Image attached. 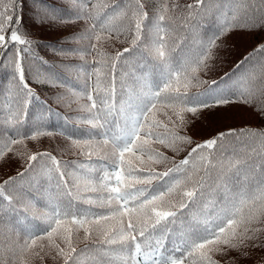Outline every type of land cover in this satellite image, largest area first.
<instances>
[{"label":"trees","instance_id":"obj_1","mask_svg":"<svg viewBox=\"0 0 264 264\" xmlns=\"http://www.w3.org/2000/svg\"><path fill=\"white\" fill-rule=\"evenodd\" d=\"M22 2L24 8L20 32L32 41L30 52L23 53L22 65L25 81L35 95L29 101L26 93L20 92L22 85L13 79L11 57L16 47L23 48L24 45L10 46L8 52L0 55V145L6 144L8 138L23 137V140L11 145L10 151L0 148V185L13 178L4 185V195L0 196V264H64L63 258L57 255L47 237L37 239L23 256L19 252L25 233L19 228L18 222L33 226L39 234V230L46 226L44 213L50 211L52 204H63L66 200L63 185L58 188L51 174L53 162L47 157H39L29 167V157L47 152L61 162H75L67 167L69 174L65 180L72 188L77 206L87 207L85 201L89 198L96 200L106 197V193L93 191L71 173H75L76 177L96 179L110 162L101 161L94 155L89 157L87 148L81 150L75 147L70 139L60 133L87 137L92 127L82 119L90 118V114L82 108V105L91 103L87 99V92H91L94 99H108L111 103V89L114 86L119 109L121 100L135 98L144 90L145 74L156 80L159 61L151 49L157 17L161 14L166 19L159 22L164 29L159 35L163 50L173 64L182 63L201 52L225 21L232 20L233 15L237 24H260L259 27H232L220 35L210 50L211 58L206 60V66L196 72L199 80L206 83L188 89L189 93L203 92L216 81L220 87H230L241 96L242 101L248 102L199 109L195 114L184 112L182 123L171 108L158 105V110H155V119L161 122L156 131L164 134L168 129H173L175 122L179 127L174 130L180 136L190 138V142H177L175 150L167 147L166 143L152 145L153 142L160 143V140L151 138L150 147L168 158L164 162L151 164L157 172H164L174 164H179L188 157L192 148L213 135L218 136L229 130H236L237 133L241 129L246 130L243 136H227L221 146L201 151L190 158L185 170L172 174L173 181H181L173 192L166 195V199L176 205L171 210L177 212V241L181 236L190 234L196 226H212L229 203V198H238L240 192H245L249 200L237 206L235 219L251 213L254 210L253 201L257 209L264 203L257 199L262 195L260 189L264 187L261 185L264 143L261 137L248 134L251 131L264 132V52H255L258 46L264 45V14L255 10L261 7L258 0L255 4L250 0H203L202 3H198V0H141L147 17L142 20L140 39L135 44L132 43L135 35V19L132 16L135 0H85L92 19L74 21H64L60 17L71 16L80 10L81 0H36L35 4L33 0ZM117 4L119 8H116ZM121 12L123 14H119ZM190 12L195 19L189 17ZM53 15L57 18L52 19ZM92 23L97 24L100 37L99 40L91 41L96 45L95 49L83 55L61 51L84 49L90 42L81 38L80 34ZM124 49L130 51L124 53L117 63L113 84L110 70L112 58ZM246 57L249 59L246 60ZM97 60L104 63L97 65ZM97 66L101 68L99 87L96 75H88ZM51 77H55L57 82H49ZM26 102L27 107L24 108ZM10 106H19L20 118L23 120L15 128L5 122L10 114ZM223 121L227 125L214 127V124ZM38 126L48 131L56 130V134L29 135ZM202 126H205L206 132L199 130ZM164 138L162 135L161 139ZM137 155L148 156L149 153ZM201 155L211 161V168L199 165ZM89 160L91 164H87ZM133 160L139 168L149 165L141 164L134 157ZM236 160L245 163L236 165ZM81 164H85V170L80 169ZM62 170H65L63 166ZM237 170L238 175H235ZM205 172L208 176L201 186L199 181ZM225 176L230 179L226 181ZM168 179L164 178L165 181ZM157 183L162 184L164 181H152L153 185ZM188 191H194L191 199L184 195ZM5 197H11V200ZM181 201L185 204L184 208L178 206ZM251 227L260 229L257 239L247 242L248 247L239 250L226 249L223 253H210L216 264H264V216ZM54 240L61 247H66L62 240ZM73 241L80 256V264H125V253L119 246L101 244L100 237L95 233L86 237L81 228L74 233ZM174 242L171 233L168 234L164 240L165 248L173 251ZM253 244L258 246L254 247ZM174 255L183 264H204L198 252L187 248H181Z\"/></svg>","mask_w":264,"mask_h":264},{"label":"snow or ice","instance_id":"obj_2","mask_svg":"<svg viewBox=\"0 0 264 264\" xmlns=\"http://www.w3.org/2000/svg\"><path fill=\"white\" fill-rule=\"evenodd\" d=\"M202 2L203 0H198V3ZM250 2L255 4L257 0H250ZM33 3L35 4L36 0H33ZM258 3L261 7L255 10L264 14V0H258ZM23 8L22 0H0V55L8 52L10 46L24 45L23 48H15V54L11 57V61L14 66L13 79L19 81V84L22 85L20 92L26 93L30 101V98L35 94L25 81L22 60L23 53L30 52L32 41L20 32ZM116 8H119V4L116 5ZM164 11H167V6ZM198 15L199 13L196 14V16ZM132 16L135 19V35L132 43L135 44L140 39L142 20L147 17V13L143 12L141 0H135ZM189 17L195 19L191 12ZM51 18L56 19L57 16L53 15ZM60 19L74 21L77 19L88 20L92 17L87 10L85 0H81L80 10L71 16L60 17ZM165 19V15L162 14L157 17L158 23L155 25V39L151 49L153 56L159 61L156 80L145 74L143 77L144 90L135 98L121 100L119 109H117L115 100L114 86L111 89V103L108 99H94L92 93L87 92V99L91 103L82 105V108L90 114V118L82 119L92 126L87 137H73L67 132L60 133L70 139L75 147L81 148V150L87 148L89 157L94 155L101 161L110 162L105 165L96 179H89L87 176L76 177L75 173H71L75 179L83 180L93 191L106 193V197L102 196L96 200L89 198L85 201L87 207L77 206L72 188L65 180V176L69 174L66 171L67 167L74 165L75 162H61L47 152L33 154L29 157V167H31V162L39 157H47L53 162L54 168L50 170L51 174L56 179L58 188L63 185L66 200L63 204H52L50 211L44 213L46 226L43 230H39V234L33 226L18 222L19 228L25 233L23 243L19 245L21 256L32 248L37 239L47 237L57 255L63 258L64 264H80V256L74 246L73 235L81 228L84 229L86 237L92 233L97 234L101 244L118 245L125 253L123 258L125 264H183V261L176 259L174 255L181 248L198 252L204 264H216L210 253H223L226 249L239 250L242 247H248L247 242L257 239L260 229L251 227V225L264 216V203H261L257 209L253 201L254 210L240 219H235L238 211L237 206L245 204L249 200L245 192H240L238 198H229V203L226 204L222 214L212 226L207 224L203 228L196 226L190 234L178 239L173 251H168L165 248L164 240L170 234V226L175 224L177 218V212L171 210L176 205L166 199V195L173 192L181 183L180 180L173 181L172 174H178L185 170L190 163V158L198 155L201 151L215 149L218 140H223L225 136H243L246 130L241 129L239 133L236 130L219 133L218 137L197 144L192 148L188 157H185L179 164H174L164 172H157L151 167V164L164 162L168 158L150 147L151 138L156 137L160 143H166L167 147L174 150L177 142H190V138L180 136L174 130L179 127L175 122H173V129H168L164 134L156 131L155 129L160 126L161 122L155 119V110H158V105L171 108L182 123V113L184 112L195 114L199 109L213 108L234 102H248L242 101L241 96L230 87H220L216 81H213L203 92L189 93L188 89L206 83V81L199 80L196 72L202 66H206V60L211 58L210 50L215 46V41L220 35L232 27L260 26L255 22L237 24L236 17L233 15L232 20L225 21L219 32L207 42V47L203 48L201 52L182 63L173 64L168 60L163 50L164 45L161 43L162 38L159 35L164 30L160 27L159 22L165 21ZM100 27L103 28L104 25H100ZM80 37L90 42L84 49H62L61 51L79 52L83 55L95 49L96 45L91 41L100 39L97 34V24H90L80 34ZM129 51L130 49H124L123 52H117L112 58L110 70L113 73V84L115 83L114 74L117 63L124 53ZM255 52H264V45L258 46ZM245 59L247 60L249 57ZM103 63L104 61L101 60L96 61L97 65ZM93 73L97 77V87H99L101 68L95 67L88 75L91 76ZM49 82L57 81L55 77H51ZM23 107H27V102ZM8 111L10 114L6 118V124L15 128L23 123L19 114V106L16 108L10 106ZM165 127L167 128L166 125ZM45 133L54 135L56 130L48 131L38 126L29 135L35 137ZM248 134L252 137H261L262 143H264V132L251 131ZM162 135L165 136L164 139H161ZM22 140L23 137L8 138L7 143L0 145V148H7L10 151L11 145L20 143ZM145 152L149 153L147 159L151 164L146 168H139L135 165L133 157L144 164L146 162L137 153ZM126 154H129L127 158ZM209 154L211 155V151ZM198 163L200 166L212 167L211 161L202 155L199 156ZM244 163L243 160L235 161L236 165ZM87 164H91V160ZM62 166L65 170H62ZM195 167L194 164L193 168ZM80 169L85 170V164H81ZM90 170L96 171L95 169ZM235 175H238V170ZM207 176L208 174L205 172V176L199 181L201 186ZM165 177L169 179L165 181ZM12 179L9 178L4 182V185L10 183ZM224 179L227 181L230 178L225 176ZM153 180L164 181V183L153 185ZM4 185H0V196L4 195ZM261 185H264V175L261 177ZM260 191L262 195L257 199L264 201V187ZM184 195L191 199L194 191H188ZM5 199L11 200V197H5ZM178 206L184 208L185 204L181 201ZM238 229H242V231H238ZM54 238L62 240L66 247L55 243ZM253 246L258 245L253 244Z\"/></svg>","mask_w":264,"mask_h":264},{"label":"rangeland","instance_id":"obj_3","mask_svg":"<svg viewBox=\"0 0 264 264\" xmlns=\"http://www.w3.org/2000/svg\"><path fill=\"white\" fill-rule=\"evenodd\" d=\"M225 125H227V124L225 123V121H223V122H219V123H217V124H214V127H215V126H217V127H219V126L222 127V126H225ZM199 130H200L202 133L207 131V130H205V126L200 127Z\"/></svg>","mask_w":264,"mask_h":264}]
</instances>
